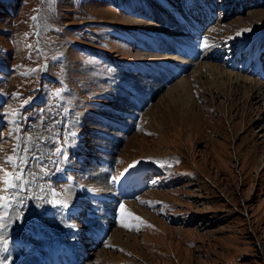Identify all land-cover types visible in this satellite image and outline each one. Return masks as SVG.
Returning a JSON list of instances; mask_svg holds the SVG:
<instances>
[{"label": "rangeland", "instance_id": "rangeland-1", "mask_svg": "<svg viewBox=\"0 0 264 264\" xmlns=\"http://www.w3.org/2000/svg\"><path fill=\"white\" fill-rule=\"evenodd\" d=\"M212 2L0 0V196L17 134L51 171L8 209L3 264H264V0Z\"/></svg>", "mask_w": 264, "mask_h": 264}, {"label": "snow or ice", "instance_id": "snow-or-ice-1", "mask_svg": "<svg viewBox=\"0 0 264 264\" xmlns=\"http://www.w3.org/2000/svg\"><path fill=\"white\" fill-rule=\"evenodd\" d=\"M32 19H36V17H33ZM215 31V29H213ZM249 31L248 29H243L241 31H238L236 33L237 36H240L243 34V32ZM209 38L203 37L202 43L200 47L202 49L210 48L211 45L208 43ZM29 48L32 46L29 45ZM39 51V50H37ZM46 67V65H45ZM41 70L39 67L33 69V71H39ZM16 98L20 97V93L14 94ZM29 103L28 100H24L21 104V107L23 108L25 104ZM43 111V110H42ZM65 112H67V109H64ZM18 119H15L12 121V123L15 124L14 129L9 130V135L12 136L13 132L19 133L21 126H22V120L27 119L26 116H22L21 114H17ZM43 117H41V121H43ZM53 123H57V121H53ZM61 135H63V141L59 144L54 150V155L59 157L60 159L52 161L53 164L57 166V171H59V163L61 159H67V153L65 151L64 145L68 144L70 140L75 138L77 136V133L72 129L70 125L65 124L63 133H57L56 135V141L61 140ZM16 140L19 142L17 146L13 149V153L15 154V160L13 159V156H8L7 159L4 161L5 164H10L12 168L14 169L13 175V181L14 182H7L8 188L7 190H14L9 197L0 196V209H3V212H0V231L8 227L7 219L9 218V212L8 209L12 208L13 203L15 202L18 206L23 205V200L18 199V195L20 192H26L29 190V185L33 182H35L37 179L44 178L46 179L48 175L51 174L50 169L47 165L43 164L42 162L38 166V171H32L31 170V162L32 161H42V154L38 152V149L40 147V144L47 143L48 138L44 136L38 137V143L34 142L32 139V136L30 134H24L23 136L17 134ZM139 162H134V164H138ZM132 167V166H129ZM0 170H3L2 166H0ZM41 173L43 176H41ZM7 174V173H6ZM31 176V180L28 179V177ZM113 182L117 179V177L111 178ZM156 181H153L155 183ZM41 191L43 192L44 189L41 187ZM52 195L53 197L57 196V193L55 189H52ZM41 199H44V197H40ZM53 202V201H50ZM55 204L57 206L63 207V208H69V204L66 200H59L56 199ZM120 208L123 210L124 205L121 204ZM19 211V208L17 209ZM20 217L18 216L17 219ZM135 219H139L136 217ZM125 227H129V225H124ZM0 240H3V237L0 236ZM6 244V241H3ZM6 250V249H5ZM0 264H3V261H0Z\"/></svg>", "mask_w": 264, "mask_h": 264}, {"label": "bare ground", "instance_id": "bare-ground-1", "mask_svg": "<svg viewBox=\"0 0 264 264\" xmlns=\"http://www.w3.org/2000/svg\"><path fill=\"white\" fill-rule=\"evenodd\" d=\"M227 1H225L224 2V4H217V6H218V8L219 9H221V8H223L224 7V5H225V3H226ZM244 2H245V0H244ZM215 4V3H214ZM227 4V3H226ZM214 7V6H213ZM212 7V10H214V8ZM225 7H226V5H225ZM224 9V8H223ZM215 10H216V8H215ZM209 11V10H208ZM218 11V10H217ZM186 46H187V52L189 53V54H191V55H194V54H192L194 51H195V44L193 45V43H188V44H186ZM258 53V54H257ZM186 54V53H185ZM256 54L258 55V57H259V55L260 54H263L262 56L264 57V42H261V44L257 47V51H256ZM253 62H254V60H253ZM150 64V63H149ZM173 68V66H170V68ZM165 73V72H164ZM136 82L138 83V85H137V88L138 89H141L142 87H143V85L139 82V80H136ZM237 83H240V81L239 80H237L236 81ZM256 84V86L258 85L257 83H254V84H252V83H246V84H244V86H247V87H254V85ZM255 88V87H254ZM257 89H259V88H257ZM131 90V89H130ZM181 91L185 94V95H187V94H189V88H188V86L187 85H184L182 88H181ZM140 96V95H139ZM133 100H135V98L133 99ZM133 100H132V102L131 103H133ZM136 101H137V99H136ZM136 103V102H135ZM134 104V103H133ZM137 105V104H136ZM56 255V253H54V254H52V257L50 258L51 259V261L53 262V264H54V262H55V256Z\"/></svg>", "mask_w": 264, "mask_h": 264}]
</instances>
